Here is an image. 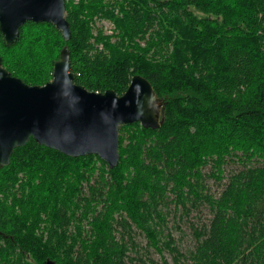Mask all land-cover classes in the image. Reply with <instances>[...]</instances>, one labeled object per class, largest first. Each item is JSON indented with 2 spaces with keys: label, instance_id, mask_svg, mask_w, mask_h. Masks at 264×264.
Returning <instances> with one entry per match:
<instances>
[{
  "label": "trees",
  "instance_id": "trees-1",
  "mask_svg": "<svg viewBox=\"0 0 264 264\" xmlns=\"http://www.w3.org/2000/svg\"><path fill=\"white\" fill-rule=\"evenodd\" d=\"M66 18L68 42L45 22L26 23L13 45L0 33L3 66L45 85L67 48L90 91L123 95L134 76L148 79L164 123L122 125L114 169L34 139L17 148L0 169V264H128L137 234L162 264L165 253L174 264H264V0H66ZM172 203L207 205L188 247L167 231Z\"/></svg>",
  "mask_w": 264,
  "mask_h": 264
},
{
  "label": "water",
  "instance_id": "water-1",
  "mask_svg": "<svg viewBox=\"0 0 264 264\" xmlns=\"http://www.w3.org/2000/svg\"><path fill=\"white\" fill-rule=\"evenodd\" d=\"M28 22L52 23L65 41L72 38L66 0H0V33L7 45L18 41ZM75 78L67 48L45 85L13 76L0 55V169L31 139L68 157L97 155L114 169L121 158L122 125L156 130L164 123V102L145 77L134 76L123 95L90 91ZM46 264L57 263L48 259Z\"/></svg>",
  "mask_w": 264,
  "mask_h": 264
},
{
  "label": "rangeland",
  "instance_id": "rangeland-1",
  "mask_svg": "<svg viewBox=\"0 0 264 264\" xmlns=\"http://www.w3.org/2000/svg\"><path fill=\"white\" fill-rule=\"evenodd\" d=\"M96 29H103L104 34L112 35L115 30L114 24L109 20L97 19L95 23ZM96 31V30H95ZM234 165H228L226 167V176L230 174V171L235 169ZM211 168L207 167L204 169L205 182L210 193L213 195H219L223 186L220 181L211 177L209 174ZM168 210V216L166 221L167 231L174 234L175 239L183 247H188L192 245L194 237L192 234V225L205 220L209 216V211L207 205L204 203L199 205L198 208H192L190 212H185L181 209L176 210V205L174 203L170 204ZM136 239L140 247L137 246L136 249L131 250L128 264H162V258L160 254L154 250H146V240L140 234L136 235ZM165 258L169 264H174L168 253H165Z\"/></svg>",
  "mask_w": 264,
  "mask_h": 264
}]
</instances>
